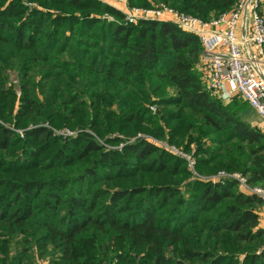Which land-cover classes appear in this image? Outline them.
Here are the masks:
<instances>
[{"label": "trees", "instance_id": "16d2710c", "mask_svg": "<svg viewBox=\"0 0 264 264\" xmlns=\"http://www.w3.org/2000/svg\"><path fill=\"white\" fill-rule=\"evenodd\" d=\"M238 1L128 5L207 22ZM123 19L95 0H0V264H264L258 198L189 181L182 159L129 142L194 147L199 175L264 187V135L239 118L247 103L203 87L195 35Z\"/></svg>", "mask_w": 264, "mask_h": 264}, {"label": "built area", "instance_id": "2783aa9c", "mask_svg": "<svg viewBox=\"0 0 264 264\" xmlns=\"http://www.w3.org/2000/svg\"><path fill=\"white\" fill-rule=\"evenodd\" d=\"M95 1L119 12L125 25L139 21L169 22L183 32L195 35L202 49L196 71L203 87L223 105L235 97L241 99L264 124V15L260 12L261 0H239L231 9L207 22L186 16L162 3L137 8L129 7L128 0ZM149 109L155 114L157 107L152 105ZM55 133L64 137L76 135L69 130ZM136 139L184 160L193 180L212 184L235 182L241 193L258 198L264 209V190L250 185L241 173L220 171L215 176L203 177L195 171V159L190 153L146 135L138 134Z\"/></svg>", "mask_w": 264, "mask_h": 264}, {"label": "rangeland", "instance_id": "374dc122", "mask_svg": "<svg viewBox=\"0 0 264 264\" xmlns=\"http://www.w3.org/2000/svg\"><path fill=\"white\" fill-rule=\"evenodd\" d=\"M103 5V4H102ZM104 6H106V5H104ZM108 7V6H107ZM109 8H111V7H109ZM111 9H113V8H111ZM114 10V9H113ZM117 12V11H116ZM109 18H111V17H109ZM124 22V21H123ZM198 73V72H197ZM199 77H200V75H199ZM15 79V77H14V75L11 77V84L12 85H14V87H15V91H16V95H17V97H19V90H18V87H17V82H16V80H14ZM159 112V108H157L156 109V114ZM239 118L244 122V123H246L247 125H249L252 129H255V130H257V131H259L260 133H262L263 135H264V124L262 123V121H255L254 119H252V117L251 116H249V115H247L246 113H242V114H240L239 115ZM62 131V130H61ZM138 134H140V135H146V136H149V137H151V138H153V139H155V140H157V141H163L164 143H167L168 145H171V144H169L168 143V141H167V139L166 138H164V139H157V138H154V137H152V136H150V135H147V134H144V133H137L134 137H132V138H130V139H134V140H139V139H136L137 138V136H138ZM58 136H60V135H58ZM62 137H64V136H62ZM102 145L103 146H105V148L106 149H111V148H115V149H119V146H117V147H110L109 145H106V144H104V143H102ZM172 146H174V147H176L175 145H172ZM176 149H181V147L179 148V147H176ZM194 150H195V148L193 147L192 148V150L190 151V152H188V153H190L191 154V157L193 158V159H195V153H194ZM164 151V150H163ZM187 153V154H188ZM172 155V154H171ZM174 156V155H173ZM176 157V156H175ZM184 161V160H183ZM185 162V161H184ZM195 163H196V160H195ZM185 164H186V162H185ZM186 167H187V164H186ZM187 170H188V167H187ZM221 171H224V170H221ZM218 172H220V171H218ZM217 172V173H218ZM217 173H215V174H211V175H206V176H204V175H202L203 177H208V176H215V175H217ZM229 173H232V172H229ZM237 173H239V172H237ZM247 178V177H246ZM189 181H193V178L192 177H189V179H188ZM252 186H254V185H252ZM261 188L264 190V187H262L261 186ZM237 190L240 192V189L238 188V186H237ZM256 212L258 213V217H259V219H260V221H259V224H261L262 225V223H261V214L262 213H264V209L262 208V205L261 204H259L257 207H256ZM48 261H49V258L47 257V256H44V257H40V256H38V255H35V256H33V258L31 259V260H29V261H25V262H23V264H48Z\"/></svg>", "mask_w": 264, "mask_h": 264}, {"label": "crops", "instance_id": "0c3cea01", "mask_svg": "<svg viewBox=\"0 0 264 264\" xmlns=\"http://www.w3.org/2000/svg\"><path fill=\"white\" fill-rule=\"evenodd\" d=\"M260 12L264 15V0H261ZM239 35L240 36L242 35L241 30H239ZM243 113H246L247 115L251 116L252 119H254L255 121H262L260 117L257 115V113L248 106V104H247V108L245 109ZM261 219H262L261 220L262 225L260 224V226L264 227V213L261 214Z\"/></svg>", "mask_w": 264, "mask_h": 264}]
</instances>
